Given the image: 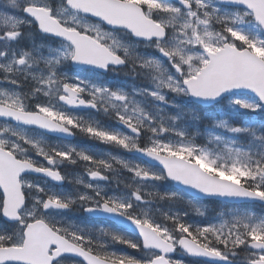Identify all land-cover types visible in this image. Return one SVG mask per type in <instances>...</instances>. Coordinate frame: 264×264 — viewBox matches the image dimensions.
<instances>
[{
	"label": "snow or ice",
	"instance_id": "snow-or-ice-1",
	"mask_svg": "<svg viewBox=\"0 0 264 264\" xmlns=\"http://www.w3.org/2000/svg\"><path fill=\"white\" fill-rule=\"evenodd\" d=\"M74 130L146 160L44 139ZM78 161L88 181L59 170ZM185 197L264 207V0H0V264H264V215L151 211Z\"/></svg>",
	"mask_w": 264,
	"mask_h": 264
},
{
	"label": "rangeland",
	"instance_id": "rangeland-1",
	"mask_svg": "<svg viewBox=\"0 0 264 264\" xmlns=\"http://www.w3.org/2000/svg\"><path fill=\"white\" fill-rule=\"evenodd\" d=\"M55 46V45H53ZM120 79H125V77L121 76ZM147 81H144L142 79H137V80H132L129 79V85H135L136 87H142V86H146ZM129 91H131V87H129ZM41 100L46 101L48 98L46 97H40ZM173 97L171 95H169V100L172 101ZM176 103H183L181 100H179L178 98L176 99ZM186 110H188L186 108ZM167 111L171 114L174 113V109L168 108ZM84 117L85 119L88 118H92L95 119L97 121H99L103 126L106 127H119V125H117L115 123L114 120L109 119L108 117L104 116L103 114H98L97 117H95V115H85V116H81ZM237 117V116H236ZM236 117L233 118V122L235 121ZM240 123H236L237 125L243 123L245 121V119L242 118V116H238ZM242 118V119H241ZM200 129L203 130L205 127H207V122H202L199 125ZM174 138V137H173ZM45 141L49 144H56V145H60V146H73L82 150H86L92 154L95 155H103V154H108V155H115V156H119L122 159H126V160H130L133 162H138V163H144L141 162L138 158H134V157H130L127 155V151L117 148L115 146H111V145H105V144H101L99 142L95 141V145H91L89 147H83L81 144H67V143H63V142H59V141H51L49 137H44ZM146 139L143 138L142 143H145ZM197 142L198 143H202V144H206L207 143V139L205 137H198L197 138ZM241 142H243V139L241 140ZM37 159H40L39 157H37ZM46 163V162H44ZM84 162L82 161H78L77 164H70L65 162V164L61 165V169H59L61 171V173L63 175H66L70 180H74L76 178H81L85 181L89 180V177L86 174L85 168L83 167ZM119 169V174L117 175V178L120 179L122 182L123 181H128L131 179L132 174L127 172V170L120 168V166H116ZM110 174V173H109ZM36 180V182L40 183L43 182L44 180L41 179H37L34 178ZM93 183H96V181H93ZM101 184L105 183V182H99ZM114 183V182H113ZM111 183L109 185V191H117V188H114L112 186ZM79 186L74 185L73 183H68L66 181V184L63 186V190L65 192H70L73 191L74 188H77ZM121 190H119L120 192L126 191V189H124L123 187V183H121L120 185ZM118 188V189H120ZM81 191H84L85 189H83L82 187L80 188ZM159 191H167V190H171L169 188L165 187H160L158 188ZM190 199L189 197H185L183 200L180 201H176V202H171V201H157L154 203L153 208L151 209V211L153 212V214L155 215V217L157 219L162 220L161 217V213L162 212H174V213H179L180 215H184L185 212L188 213V215L186 217H184L188 222L190 223H194V224H202V223H206L208 221H214L215 218L217 217V214L220 211H226L228 209L231 208H237L240 211H248V212H252L255 215H264V211L260 210V207L256 208H250L249 210H247V208H243L242 206H223L221 204H217V203H212V202H204V201H193V204L195 205V207L200 208L203 212H204V216H200L199 214H197L194 210V208H190L188 206V204L186 203V201ZM164 202V204H163ZM214 205V206H212ZM78 207V206H77ZM75 207L68 215L71 218L72 222H76V223H80L82 218L84 217L83 212L81 209ZM157 209L159 211H157ZM86 223H88L90 226L91 225H96V226H100V225H104V224H97V223H93L90 221H86ZM169 227H171V222H168ZM107 227H111L114 231H120L118 229H116L115 227H112L110 225H104ZM116 250L119 251H124L127 252L128 254L134 255V256H142V253L140 252H136L132 249H128L123 245H119V244H114L112 245ZM176 259H180V260H189L187 259L185 256L180 255L179 253L176 254L175 256ZM190 261V260H189Z\"/></svg>",
	"mask_w": 264,
	"mask_h": 264
},
{
	"label": "flooded vegetation",
	"instance_id": "flooded-vegetation-1",
	"mask_svg": "<svg viewBox=\"0 0 264 264\" xmlns=\"http://www.w3.org/2000/svg\"><path fill=\"white\" fill-rule=\"evenodd\" d=\"M76 114L79 115V116H85V115H95V117L98 116V113H95V112H90V113L89 112H82V113H76ZM74 131H76V130H74ZM123 131L126 132L127 130L126 129H123ZM74 137H75V140L72 142V144H81V145H83V143L81 142V140L87 138L86 135H84L82 133H79L78 131H76V134L74 135ZM51 140L52 141H55L53 139H51ZM142 140H143V137L141 138L140 143H142ZM127 155L130 156V152H127ZM113 187L116 188L115 187V184H113ZM77 208H79V207H77ZM93 221L94 222H100L99 220H93ZM100 223H103L104 225H111L110 223H106V222H100Z\"/></svg>",
	"mask_w": 264,
	"mask_h": 264
},
{
	"label": "water",
	"instance_id": "water-1",
	"mask_svg": "<svg viewBox=\"0 0 264 264\" xmlns=\"http://www.w3.org/2000/svg\"><path fill=\"white\" fill-rule=\"evenodd\" d=\"M172 1H174V0H172ZM83 110H88V109H83ZM47 134L52 135V136H55V137H60V138H67V139H70V138H71V137L63 136L62 134H58V133H47ZM132 154H134V155H136V156H139V157L142 158L144 161L146 160V158L140 156V155L137 154V153H132ZM33 176H34V177H38V178H44V177L39 176V175H36V174H33ZM44 179H46V178H44ZM52 183H53V182H52ZM249 203H252V202H244V201H241V202H233V203H228V204H249ZM256 204H258V203H256ZM86 215H87V214H86Z\"/></svg>",
	"mask_w": 264,
	"mask_h": 264
},
{
	"label": "trees",
	"instance_id": "trees-1",
	"mask_svg": "<svg viewBox=\"0 0 264 264\" xmlns=\"http://www.w3.org/2000/svg\"><path fill=\"white\" fill-rule=\"evenodd\" d=\"M261 210V209H260ZM262 211V210H261ZM243 256V254H241V257Z\"/></svg>",
	"mask_w": 264,
	"mask_h": 264
}]
</instances>
